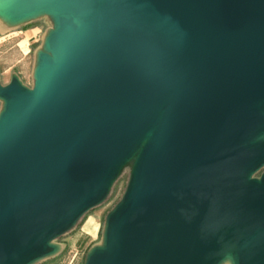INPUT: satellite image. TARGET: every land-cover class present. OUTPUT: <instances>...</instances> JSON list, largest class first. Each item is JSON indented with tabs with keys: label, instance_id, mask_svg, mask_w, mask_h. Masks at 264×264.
<instances>
[{
	"label": "water",
	"instance_id": "95a60500",
	"mask_svg": "<svg viewBox=\"0 0 264 264\" xmlns=\"http://www.w3.org/2000/svg\"><path fill=\"white\" fill-rule=\"evenodd\" d=\"M89 1L77 33V0H0L7 19L65 21L35 94L1 90L17 104L0 126V264L44 255L163 105L99 264H209L237 241L243 264H264V182L245 177L264 156L248 142L264 127V0Z\"/></svg>",
	"mask_w": 264,
	"mask_h": 264
},
{
	"label": "rangeland",
	"instance_id": "374dc122",
	"mask_svg": "<svg viewBox=\"0 0 264 264\" xmlns=\"http://www.w3.org/2000/svg\"><path fill=\"white\" fill-rule=\"evenodd\" d=\"M95 3V1L77 0V4L87 9V13L82 16L79 24H72L75 32L78 33L83 28L95 7ZM55 21V18L48 14L47 17L32 22L28 27L37 28L40 31L45 28L52 31L56 29V23L60 26L65 23L62 17L58 18L57 22ZM25 36L24 33L19 32L9 35L0 33V85H2L0 94L3 96L0 100V126L13 115L17 104L15 97L9 96L7 92L1 90L4 91L8 87H18L25 95L33 96L39 86L41 64L55 65L61 55L57 44L52 39L51 50H44V57L37 59V54L33 51L37 42L29 45ZM50 36L53 38V33ZM14 73L19 75L22 82L9 83V77ZM148 144V141L145 142L139 151L132 154L128 160L120 162L112 172L105 187L99 189L84 207L55 229L46 243L38 245L36 249H42L45 252L44 255L36 256L25 264H99L107 256L110 223L125 208L128 195L134 184L138 157ZM249 181L264 182V156L250 168ZM90 220L92 226L88 227L86 225ZM97 247H105V250L91 262L89 255ZM229 248H232L229 252L230 255L226 256L229 259L225 258L220 261L219 258L210 261L209 264H234V262L243 264L241 261L243 247L240 242L237 241V244L230 245Z\"/></svg>",
	"mask_w": 264,
	"mask_h": 264
},
{
	"label": "bare ground",
	"instance_id": "6f19581e",
	"mask_svg": "<svg viewBox=\"0 0 264 264\" xmlns=\"http://www.w3.org/2000/svg\"><path fill=\"white\" fill-rule=\"evenodd\" d=\"M47 39V42H46V46H48L50 44V41H51V37L50 35L46 37ZM261 108H262V111L264 112V102L262 103L261 105ZM164 111H165V106H161L157 113H156V116H155V119L154 121L151 123V125H149V127L140 135V137H138V139L135 141V143L133 144V146L131 147L129 153L127 155H125L123 157V159H121L119 161L122 162L123 160H128V158L130 156H132V154H134L135 152L139 151V149L141 148V146L145 143V142H153L157 136V133H158V130H159V127H160V124H161V121H162V118H163V115H164ZM249 144H257L259 142H264V127L259 129L257 132H255L252 137L249 139ZM140 159V156L138 158V161ZM117 164V163H116ZM115 164V165H116ZM118 166V165H116ZM249 173L250 171L247 170L245 172V177L246 179L248 180L249 179ZM136 179H137V171H136V174H135V181H134V184H133V187L131 189V192L129 193L128 195V200L127 202L129 201V199L132 197V193H133V190L135 188V183H136ZM126 202V204H127ZM125 204V205H126ZM88 227L92 226V221L90 220L88 222V224L86 225ZM86 227V228H88ZM85 228V229H86ZM89 229V228H88ZM109 231L114 233V224L112 225V227H109ZM113 235V234H112ZM48 238L46 236H43L41 237V240L42 241H46ZM232 241V237H224L219 245V247L221 246H224L226 244H228L229 242ZM108 247V246H107ZM111 250V247L109 246L108 247V250ZM105 250V247H101V248H94L93 251L90 253L89 257H90V260L92 262V259L94 260L95 257H97L101 252H103ZM90 262V261H89ZM137 264H140V262H138Z\"/></svg>",
	"mask_w": 264,
	"mask_h": 264
},
{
	"label": "crops",
	"instance_id": "0c3cea01",
	"mask_svg": "<svg viewBox=\"0 0 264 264\" xmlns=\"http://www.w3.org/2000/svg\"><path fill=\"white\" fill-rule=\"evenodd\" d=\"M47 17L46 13H40L39 15L35 17L26 16L24 18H18L16 20H11L4 18L3 16H0V33H4L6 35H9L11 33L19 32L21 34H25V40L27 41V44L36 43L35 47L33 48V51L35 52L36 57H38V54L40 51L43 50V45L45 42V37L48 33V29H43V31H40L37 28H30L28 25H30L32 22L39 20L41 18ZM39 41V42H38ZM29 51V50H28ZM16 79L19 82H22L19 75L17 73H14L12 76L9 77V83L14 81ZM1 84V81H0ZM2 85H0L1 87ZM1 100V98H0Z\"/></svg>",
	"mask_w": 264,
	"mask_h": 264
}]
</instances>
